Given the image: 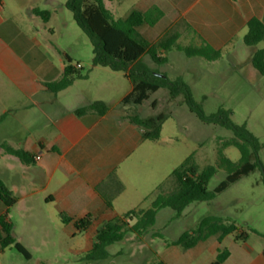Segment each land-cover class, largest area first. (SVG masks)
Returning <instances> with one entry per match:
<instances>
[{"label": "crops", "instance_id": "0c3cea01", "mask_svg": "<svg viewBox=\"0 0 264 264\" xmlns=\"http://www.w3.org/2000/svg\"><path fill=\"white\" fill-rule=\"evenodd\" d=\"M1 1L0 179L18 197L17 204L52 208L61 218L71 219L65 223L76 229L75 221L87 220L89 226L84 231L88 243L85 249L73 250L75 257L89 264H104L112 254L101 261H88L85 257L92 251L98 231L121 217L114 205L125 190L121 168L148 142L142 139L143 129L118 109L133 85L124 73L92 67L87 77L75 80L69 88L51 92L47 85L62 78L70 54L51 41L47 32L52 28L41 24V17L32 12L45 11L39 2L20 0L13 6L7 0ZM152 6L159 7L164 16L154 27L142 28L151 42L175 29L180 34L179 42L206 43L219 50L221 58L225 54L234 69L242 72L245 65L252 74L257 71L252 58L255 52L264 50V40L254 46L246 63L236 61L241 56L238 47L245 44L248 23L257 19L264 24V0H135L132 11L146 12ZM145 57L150 59L144 56L143 61ZM116 84L123 89L121 94L116 99L104 96ZM97 101L109 106L105 114L76 115L75 110ZM5 146L21 150L31 159L24 163L7 154ZM113 174L124 187L120 193L108 184ZM145 195L142 191L137 194L138 199ZM6 211L0 201V216ZM10 213L8 221L12 223ZM180 235L168 241H175ZM160 243V251L157 247L151 251L155 262L211 264L219 249L226 248L230 255L225 264H264V245L251 244L249 235L245 241H236L235 235H229L221 243L218 236H213L192 248L168 246L165 240Z\"/></svg>", "mask_w": 264, "mask_h": 264}, {"label": "rangeland", "instance_id": "374dc122", "mask_svg": "<svg viewBox=\"0 0 264 264\" xmlns=\"http://www.w3.org/2000/svg\"><path fill=\"white\" fill-rule=\"evenodd\" d=\"M34 1L50 13L49 23L45 24L46 21L41 18V24L52 28L47 32L51 41L68 52L71 65L87 76L93 67V46L91 39L75 22L72 12L65 7L68 0ZM7 2L13 6L21 3L20 0ZM134 4L135 0L105 1L106 8L116 19L125 18L133 10ZM180 44L189 46L183 40ZM238 48L241 54L236 61L238 64L246 63L255 49L244 43ZM163 55L168 58L165 65H156L148 57L144 58V62L165 73L170 80L182 77L207 116L217 113L221 108L231 111L233 123L245 125L262 144L259 157L264 171V77L255 70L252 74L245 65L242 72L241 69H234L233 62L225 54L213 62L188 58L175 49ZM117 73L122 75V72ZM122 91L116 84L112 91L103 94L116 99ZM153 101L156 102L155 108L152 106ZM118 109L127 115L137 113L142 117L171 114L163 124L160 139L146 142L128 164L122 166L120 176L125 190L114 204L120 216L133 209L150 208L158 186L166 181L165 191L173 190L175 183L169 180L171 174L190 155H194L201 169L209 165L217 167V138L230 139L234 136L221 126L201 122L188 110L182 97L170 101L166 89L152 94L140 107L121 104ZM224 153L233 162L240 159V152L235 147L226 148ZM263 171L243 177L210 202L191 204L179 218L169 208L161 210L149 233L143 236L129 233L125 240L109 248L112 258L104 264H152L156 256L151 251L156 247L158 251L162 248V239L155 237V234L163 232L165 240H172L184 230L196 228L208 216L230 219L240 231L249 235L251 244L264 245ZM225 177L226 172L218 169L209 183V190H214ZM141 191L146 192V195L138 199L137 194ZM10 218L17 241L27 248L32 257L26 259L13 246H8L0 250V264H89L77 259L73 251L86 248V232L78 231L73 225L68 226L54 209L37 208L23 202L14 206Z\"/></svg>", "mask_w": 264, "mask_h": 264}, {"label": "trees", "instance_id": "16d2710c", "mask_svg": "<svg viewBox=\"0 0 264 264\" xmlns=\"http://www.w3.org/2000/svg\"><path fill=\"white\" fill-rule=\"evenodd\" d=\"M105 1L113 0H68L65 7L70 10L74 20L80 29L91 39L93 46V67L107 68L114 72H122L131 81L132 91L126 95L121 104L141 106L150 99L151 95L160 89L168 91L169 100L174 101L182 97L188 110L207 125H218L233 133L230 139L217 138V167L206 166L201 169L195 162L194 155H190L180 166L175 168L171 178L175 187L171 191H165V183L159 185L155 197L148 209H134L129 213L106 223L97 233L94 247L85 257L88 261H101L110 258L108 247L125 240L129 233L143 236L149 233L155 226L158 213L166 208L175 212L179 218L185 209L193 203L210 202L218 195L228 190L243 177L249 176L256 171H263V165L259 154L262 144L245 125H236L231 119L232 112L223 108L215 114L207 116L201 105L193 97L190 86L182 77L170 80L157 76V70L149 67L144 61V56L157 65H164L168 58L164 52L177 50L188 58H201L209 62L219 60L221 52L210 45L183 46L180 44V34L175 29L168 30L156 42H151L142 33L145 26L154 27L164 16V12L157 6H152L146 12L132 11L127 17L116 19L113 13L106 8ZM2 1L0 0V5ZM34 14L40 16L44 21L50 19L48 11L34 9ZM264 40V24L253 19L248 23V33L244 38L247 46H257ZM254 68L264 77V50L255 52L252 58ZM79 70L71 65V59L67 57L66 66L62 78L49 83L47 86L53 93H59L69 88L77 79L85 78ZM154 108L156 103H153ZM109 106L101 101L75 110L76 115L82 116L86 113L105 114ZM171 117L169 113H159L154 116L142 117L137 113L127 115L130 122L143 129L142 139L145 141H158L161 136L163 124ZM228 147H235L240 152L238 162L231 161L226 157L224 151ZM5 152L28 163L31 156L21 150L5 146ZM226 172V177L215 187L209 190V183L216 175L217 170ZM264 185V175L262 178ZM108 184L115 187L117 193L123 191V185L113 174L108 179ZM0 201L3 202L7 211L0 216V245L2 248L13 246L26 259H31L28 250L17 241L13 232V225L8 221L11 208L18 203V197L0 179ZM108 206L111 202L106 201ZM63 217V215H62ZM67 222L71 219L63 218ZM78 230H87V220L75 221ZM229 235H235L236 241H245L248 234L240 231L239 227L230 222V219L220 216H208L203 218L196 228L184 231L175 241L165 240L162 234H155L165 240L168 246H183L192 248L199 242L218 236L220 243ZM230 252L226 248L218 251L216 259L211 264H225ZM264 256V251H263ZM153 264H165L157 261Z\"/></svg>", "mask_w": 264, "mask_h": 264}, {"label": "water", "instance_id": "95a60500", "mask_svg": "<svg viewBox=\"0 0 264 264\" xmlns=\"http://www.w3.org/2000/svg\"><path fill=\"white\" fill-rule=\"evenodd\" d=\"M157 76L165 77L163 74L156 73ZM264 172V171H263Z\"/></svg>", "mask_w": 264, "mask_h": 264}, {"label": "built area", "instance_id": "2783aa9c", "mask_svg": "<svg viewBox=\"0 0 264 264\" xmlns=\"http://www.w3.org/2000/svg\"><path fill=\"white\" fill-rule=\"evenodd\" d=\"M36 159L38 160V159H40V157H36Z\"/></svg>", "mask_w": 264, "mask_h": 264}]
</instances>
